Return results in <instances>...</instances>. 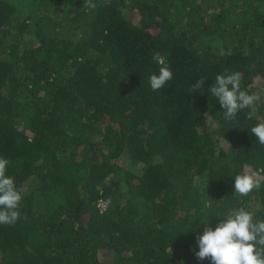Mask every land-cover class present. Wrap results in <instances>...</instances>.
<instances>
[{
	"label": "trees",
	"instance_id": "trees-1",
	"mask_svg": "<svg viewBox=\"0 0 264 264\" xmlns=\"http://www.w3.org/2000/svg\"><path fill=\"white\" fill-rule=\"evenodd\" d=\"M94 3L0 0V158L22 194L0 264H212L204 223L264 220V183L234 192L264 168V0ZM157 52L173 79L153 91ZM232 73L257 100L229 121L209 89Z\"/></svg>",
	"mask_w": 264,
	"mask_h": 264
},
{
	"label": "clouds",
	"instance_id": "clouds-1",
	"mask_svg": "<svg viewBox=\"0 0 264 264\" xmlns=\"http://www.w3.org/2000/svg\"><path fill=\"white\" fill-rule=\"evenodd\" d=\"M87 6L94 9L96 4L94 0H87ZM153 60L160 65L159 74L151 75L149 82L152 90L158 91L173 79V72L159 52L154 54ZM204 80H196L190 92L202 89ZM241 81L240 73L220 74L209 89L211 96L217 98L224 109L225 120L230 121L239 111L255 105L257 96L242 90ZM250 132L260 145H264V123L253 126ZM9 163L7 159L0 158V225H15L21 215L22 194L14 179L6 175ZM261 173H264V168L237 174L234 192L247 196L259 190L264 183ZM204 224L203 235L197 236L199 251L195 255L198 259L210 258L212 264H264V220L255 219L252 212L239 208L232 209L214 230L208 222Z\"/></svg>",
	"mask_w": 264,
	"mask_h": 264
},
{
	"label": "rangeland",
	"instance_id": "rangeland-1",
	"mask_svg": "<svg viewBox=\"0 0 264 264\" xmlns=\"http://www.w3.org/2000/svg\"><path fill=\"white\" fill-rule=\"evenodd\" d=\"M107 254H108V253H107ZM108 255H109V254H108ZM103 257H104V254H103ZM111 257H112V256H109L108 258H105V257H104V259H103V260H104V263H106V264L111 263Z\"/></svg>",
	"mask_w": 264,
	"mask_h": 264
}]
</instances>
